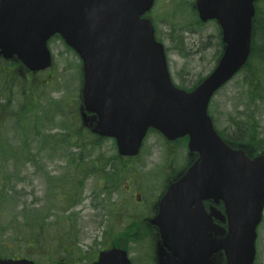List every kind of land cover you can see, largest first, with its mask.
<instances>
[{
    "label": "water",
    "instance_id": "water-1",
    "mask_svg": "<svg viewBox=\"0 0 264 264\" xmlns=\"http://www.w3.org/2000/svg\"><path fill=\"white\" fill-rule=\"evenodd\" d=\"M154 1L0 0V51L44 70L52 65L48 40L60 34L83 61V121L114 137L121 156L137 155L150 128L169 140L189 136V150L199 158L168 187L151 220L161 233L158 264H198L205 237L210 253L225 250L227 264H253L264 209V154L250 158L228 145L208 107L247 62L255 0H196L200 19L217 20L225 45L213 70L190 91L173 83L165 47L145 16ZM206 199L223 201L226 216L215 207L208 215ZM212 216L228 221V228ZM0 264L34 261L0 257ZM93 264L131 262L114 247Z\"/></svg>",
    "mask_w": 264,
    "mask_h": 264
},
{
    "label": "rangeland",
    "instance_id": "rangeland-1",
    "mask_svg": "<svg viewBox=\"0 0 264 264\" xmlns=\"http://www.w3.org/2000/svg\"><path fill=\"white\" fill-rule=\"evenodd\" d=\"M192 2L156 0L149 13L155 20L159 38L167 48L172 78L176 84L185 87H191L201 76L212 70L220 47L218 24L215 21L199 24ZM260 5L264 11V0ZM51 49L54 55L51 76L47 77L43 73L36 80L37 129L36 137L30 142L33 150L27 155L0 157V194L4 192L6 196V199L0 198V241L3 246L9 245V248H2L1 255L15 253L17 256H25L38 252V255L32 256L38 264H53L60 258H68L71 251V248L68 247L67 251L59 245V236L64 233V237L73 240L78 249L73 261L77 264H90L92 260L89 258L96 257L98 250L110 244L114 234L124 230L133 219L139 220L147 214L146 203L139 204L135 192L146 189L152 197H157L161 189L159 185L163 184L157 174L160 170L164 171L169 149L158 133L151 132L140 156L124 161V173L118 177L117 187L104 188L106 181L99 178V173L91 175L79 187L81 180L74 179L77 165H73L68 156L63 159L62 151L74 155L73 159H91L97 156L110 157L116 149L111 139L96 142L85 130H81L80 138L76 136L80 129L77 112L81 82L80 59L59 38L51 42ZM250 70L257 75L260 89H264V60H258L257 55L252 60ZM250 91L243 71L214 96L210 113L218 129L225 135H233L237 122L252 117L257 120L258 130L264 137V96L252 95ZM14 94L2 91L0 99L4 101L13 98ZM4 110L6 113L9 111L6 107ZM6 133L8 137L16 138L11 128ZM62 134L70 139L69 145L60 140V136L54 139V135ZM176 151V164L180 165L184 163L187 146L180 142ZM52 176H66L62 186L59 183L58 186L51 184ZM71 185L81 190L69 196ZM140 195L143 199L150 198V195L148 198L142 193ZM23 207L29 216L33 214L34 208L46 211L44 226L47 233L40 240L39 249L27 247V243L35 240L29 239L27 231L9 234L3 230L6 224L14 230L13 219L20 223L21 228H31L30 224L23 223L27 216ZM37 214L41 216L40 212ZM72 230L76 233L75 238L72 237ZM258 232V262L264 264V217ZM128 245L134 264H149L148 237L141 243L129 239ZM79 251L81 256L78 255Z\"/></svg>",
    "mask_w": 264,
    "mask_h": 264
},
{
    "label": "trees",
    "instance_id": "trees-1",
    "mask_svg": "<svg viewBox=\"0 0 264 264\" xmlns=\"http://www.w3.org/2000/svg\"><path fill=\"white\" fill-rule=\"evenodd\" d=\"M261 20L264 21V12L261 11ZM262 32L264 34V26L262 27ZM221 52V49H218L217 57L219 56ZM256 52V48H255ZM264 52V42H263V49H261L260 53ZM255 53L252 55V59H254ZM251 59V60H252ZM251 61L246 66L245 70V80L246 83L250 86V93L252 95H257L260 97L264 96V89H260V86L257 84V75H255L252 70H250ZM200 80V79H199ZM198 80V81H199ZM197 81V82H198ZM196 82V83H197ZM195 83V84H196ZM194 84V85H195ZM193 85V86H194ZM187 88V87H183ZM192 88V87H190ZM263 93V94H260ZM237 129L236 132L233 135H225L223 132L220 133L230 144H233L235 146H243L244 149L248 153H264V137L261 135V133L258 130V122L255 118L252 117H246L245 119L237 122ZM77 136H80V133L77 132ZM102 139H96V142H100ZM69 160L73 165H77L75 168L76 172L74 173L75 180H81L80 184H82L83 181H85L87 178H89L91 175H94L96 173L102 174L103 179L106 181V188L110 186V182H114L117 184L118 177L122 174L124 171V168L120 165L121 162L124 160H127V158L123 159L118 155V153L115 151V153L110 157H104V156H97L95 158L90 157H84L81 159H73L74 155L70 154ZM130 159V158H129ZM77 160V161H76ZM66 176H62L59 180L52 181L51 184H62L64 183V178ZM78 191V187L75 188L74 185H71L69 189V196H72ZM3 192V194H0V198L3 197V199H6V196ZM23 211L26 213V217L23 219L24 224H30L29 229L21 228L20 223L16 221V219H13L12 224H14L13 228L14 230H11L8 228V224L3 227V230L5 229L9 234H17L20 233L22 230L28 232L29 239H35L33 243H27V247L29 248H37L39 249L41 247L40 240L42 241L45 238V235L47 232H45V214L46 211L41 212L38 208L33 209V214L29 216V212L25 207H23ZM37 212L41 213V216H38ZM135 224L137 222L133 223L128 228L124 229L123 231L119 232L115 235L117 239H122L124 244L125 240L129 241V239H138L139 233L138 231L134 230ZM64 229H66V226H63ZM41 230V231H40ZM63 231V230H62ZM72 236L76 237V233L72 230ZM59 242L65 243L64 240V233L59 236Z\"/></svg>",
    "mask_w": 264,
    "mask_h": 264
},
{
    "label": "flooded vegetation",
    "instance_id": "flooded-vegetation-1",
    "mask_svg": "<svg viewBox=\"0 0 264 264\" xmlns=\"http://www.w3.org/2000/svg\"><path fill=\"white\" fill-rule=\"evenodd\" d=\"M57 35L52 37V40L57 38ZM29 70L18 59L17 55L10 59H6L0 52V93L2 91L15 93L13 98L7 100L0 99V157L2 156H14L18 154H30L33 149L30 148L31 140L36 137V80L37 75ZM49 76V75H48ZM9 110L6 113L4 108ZM32 120V121H31ZM12 122V123H11ZM8 123V124H7ZM11 128L16 135V138L8 137L6 130ZM176 144L169 143V148H173ZM171 154L174 157L176 151H172ZM169 182H167L164 193L167 189ZM140 198V196H138ZM215 204L212 201H205L204 207L207 214H211V207ZM218 208H221V203L216 204ZM223 211V208H221ZM159 211L157 202L149 206V214L151 216L156 215ZM218 223L217 219H214ZM145 225L148 227L150 235L159 234L158 228L150 224L147 220ZM223 227H226V223H221ZM214 264H224L225 254L223 252L214 254ZM210 257V261L212 259ZM221 258V261L219 260ZM216 259V260H215ZM211 264V263H210Z\"/></svg>",
    "mask_w": 264,
    "mask_h": 264
}]
</instances>
